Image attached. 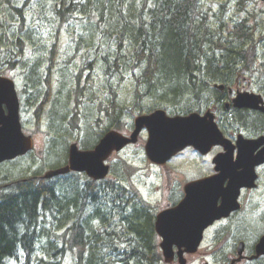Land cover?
Listing matches in <instances>:
<instances>
[{
	"label": "trees",
	"instance_id": "16d2710c",
	"mask_svg": "<svg viewBox=\"0 0 264 264\" xmlns=\"http://www.w3.org/2000/svg\"><path fill=\"white\" fill-rule=\"evenodd\" d=\"M199 1L0 0V74L13 71L19 95L27 93V105L34 102L36 127L47 121L51 169L66 157L65 138L81 137L80 146L88 149L101 137L100 130L92 134L87 129L95 103L103 105L108 127L117 130L123 128L125 113H142L147 98H153L152 110L187 114L210 106L215 97L223 99L212 84L232 83L237 65L258 63L257 32L245 20L227 21L217 30L219 16L205 10L207 3L203 13ZM38 39L45 43L42 51ZM96 75L104 92L99 101L91 99L93 87L83 84ZM124 79L132 82V95L123 105L117 87ZM258 87L264 96L262 74ZM167 98L174 103H166ZM235 113L224 119L230 126L247 125L249 134L264 132L262 114ZM32 163L0 171V264H64L67 256L70 264H162L154 215L127 198L132 190L117 176L98 182L82 174L37 179L42 166L32 174ZM124 165L129 173L130 164ZM252 214L227 226L232 244L239 238L250 247L264 231V203ZM245 228L250 239L242 237ZM252 264H264V259Z\"/></svg>",
	"mask_w": 264,
	"mask_h": 264
},
{
	"label": "water",
	"instance_id": "95a60500",
	"mask_svg": "<svg viewBox=\"0 0 264 264\" xmlns=\"http://www.w3.org/2000/svg\"><path fill=\"white\" fill-rule=\"evenodd\" d=\"M259 103L261 100L255 95H248L246 98L238 96L233 100L237 108H253L264 112ZM1 104L6 106V114L1 109ZM134 126L129 138L114 131L106 133L93 150L80 151L76 145H72L69 149L68 165L47 173L45 178L69 171L85 172L94 180L105 178L109 167L103 161L113 150L118 151L127 144L136 142L143 128L148 133L145 154L155 164H164L188 146L202 154L215 145L222 146L224 153L213 160L217 174L186 184L184 197L177 206L156 217L155 231L161 238L160 249L164 261L169 263L173 260L172 247H176L178 264H186L183 252H195L203 230L214 220L226 217L237 209L238 190L241 187L254 186L257 177L254 169L264 162V148L257 152L264 144V137L249 141L239 138L236 143L237 156L233 160L235 147L223 138L210 113L203 116L192 113L187 116L168 117L163 110H156L150 115L137 117ZM30 148V139H26L20 130L18 100L13 83L0 77V163L22 155ZM227 179L228 184L224 187ZM241 248L242 245L239 246L238 255L241 254ZM259 256H264V237L255 246L254 258ZM239 261L238 258L231 264Z\"/></svg>",
	"mask_w": 264,
	"mask_h": 264
},
{
	"label": "rangeland",
	"instance_id": "374dc122",
	"mask_svg": "<svg viewBox=\"0 0 264 264\" xmlns=\"http://www.w3.org/2000/svg\"><path fill=\"white\" fill-rule=\"evenodd\" d=\"M32 1V0H31ZM207 0H200L199 1V10H202V6L206 3ZM216 2H220L221 4L224 3L227 0H215ZM209 2V1H208ZM236 0H229V5H228V10L226 11L225 14L220 13L219 19L216 22L218 24L217 30L220 28L223 29L224 23L226 20H229L230 18L236 16V6H235ZM236 7V8H235ZM204 9V8H203ZM264 10V2L262 0H253L249 1L242 9V12L249 14V15H254V18L257 17L256 21L257 24L259 25L260 28H264V13H261ZM215 11H218V7L215 9ZM204 13V11H203ZM258 15V16H257ZM223 36H226L225 34ZM260 38L256 36L253 39V42H260L259 43V49H257V54L255 57L258 59V63L253 64L252 62L250 64L246 65H237L235 69L236 74H241V75H249L254 77V79L261 74L264 75V40L260 41ZM226 41V40H225ZM43 42L42 40L38 39L37 40V48L39 51L43 50V45L45 46V43L41 44ZM246 63V62H245ZM247 76L246 78H249ZM125 81L122 82L121 85L123 87L121 88V101L124 102L122 103L123 105L125 104V99L131 96V91H132V85L130 84L129 79H124ZM114 84L117 85V81H114ZM263 89L261 87L257 88V93H259V90ZM104 94L103 90L100 88L98 89V92L96 95L91 96V99L94 101H99L102 98V95ZM26 99V98H25ZM167 100L171 105V103H174V101H171L169 98ZM214 101L216 100L213 99ZM212 100V101H213ZM88 102V106H90V101ZM153 98H147L141 102L140 107L143 106L144 110H142V113H149L153 107H150L153 103ZM34 103V102H33ZM31 103L30 106L35 105ZM38 103V102H37ZM130 101H126V105L129 108L130 107ZM170 108V107H169ZM94 110H96V107L94 106ZM171 109H168L170 111ZM87 110H84L83 112H87ZM138 109H136L133 112V115L131 113H125L123 119V131H126L130 125L132 116L137 115ZM96 113L95 111L89 112V122L87 124V129H89L92 134H94L97 130V127H102L103 124H100L99 126L97 124L98 121H96ZM169 115H171L169 113ZM22 120H23V130L27 134H32L35 137L36 140V146L41 147L42 144V139L44 136V129H36L35 124L30 121L29 117V112H25L22 115ZM81 122V127L83 126V120H80ZM247 126V125H246ZM245 125L242 126L244 130L247 131L249 129ZM248 132V131H247ZM71 137L65 138L67 140V147L68 144L70 143L69 139ZM145 135L140 137L137 144H135L132 147L125 148L121 152L113 154L108 163L112 165L113 170H119L118 165L122 161H131L133 162V171L131 172L128 179H133V180H140L141 184V192L143 193H150L151 190L148 188V186H145L151 181L155 187V193L150 196L149 200L151 199V202L153 203L154 207L153 209H159L161 207H165L167 204L175 203L177 201V198L180 197L182 187L183 185L193 179H197L200 177H203L209 173L212 172V165H211V157L214 155V153L210 154V156H205L204 157H199L197 154L192 153L191 150H187L168 162L165 167L162 168H157L156 166H153L150 164L146 158L144 157V152L142 146H144L145 143ZM74 139V138H73ZM93 138H90V141H93ZM79 144L81 143V137L80 140L78 141ZM65 159V157H64ZM25 163L22 165L23 167L27 166V163L29 160L23 159ZM19 164L18 160H15L13 162V168L16 167V165ZM59 164L54 165L52 167H57ZM6 166L4 165L3 167H0V171L5 170ZM262 170V171H261ZM31 173L33 174L35 171L30 169ZM261 171V176L259 178V181L261 183V186L258 190L257 195L262 196L264 198V167L260 169ZM259 171V174H260ZM165 172L169 173V178L170 180L167 181L165 179ZM30 173V174H31ZM38 175V174H37ZM36 175V176H37ZM126 181V180H125ZM170 183V184H169ZM246 195H243V198L245 199ZM246 204V203H245ZM253 208L251 205L247 209H244L236 218H233L232 220H229L227 222V225L233 226L239 218L241 219H248L253 216ZM219 226V225H218ZM246 229V228H245ZM246 233H243V235H246L249 239L251 238V235H249V230L246 229ZM260 233H258L254 238H256ZM253 238V239H254ZM210 246H202L199 250V252L196 255H193L188 258V264H200V262L203 260L204 255L209 254L212 252V249H209ZM71 256H67L64 264H70L71 263ZM241 264H245V262H242ZM247 264V263H246Z\"/></svg>",
	"mask_w": 264,
	"mask_h": 264
},
{
	"label": "flooded vegetation",
	"instance_id": "af4514ba",
	"mask_svg": "<svg viewBox=\"0 0 264 264\" xmlns=\"http://www.w3.org/2000/svg\"><path fill=\"white\" fill-rule=\"evenodd\" d=\"M235 111H237V110H232V111H230V115H231V116H236ZM239 111H241V110H239ZM224 114H225V113H223V114H218V120L222 121V123H223V121H224V119H225V117H226V116H224ZM223 124H224L223 127H224L225 132H226V136L229 137L230 139H232V140L234 141V139H235V137L237 136L238 133H234V134H233V132L230 130V129H231V126H230V124H229L228 122H226V120L224 121ZM216 149H217L216 152H219V151H220V148H216ZM35 177H36L37 179H40L39 175H37V176H35ZM242 237H246V235H243V234H242ZM238 240L245 241V240H243V239H238Z\"/></svg>",
	"mask_w": 264,
	"mask_h": 264
},
{
	"label": "bare ground",
	"instance_id": "6f19581e",
	"mask_svg": "<svg viewBox=\"0 0 264 264\" xmlns=\"http://www.w3.org/2000/svg\"><path fill=\"white\" fill-rule=\"evenodd\" d=\"M264 100V96L261 93H257Z\"/></svg>",
	"mask_w": 264,
	"mask_h": 264
}]
</instances>
